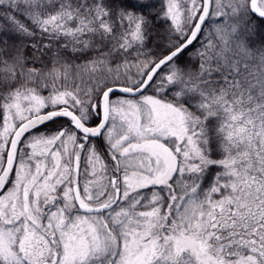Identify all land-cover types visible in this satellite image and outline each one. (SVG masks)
<instances>
[{
	"label": "snow or ice",
	"instance_id": "6c2138e0",
	"mask_svg": "<svg viewBox=\"0 0 264 264\" xmlns=\"http://www.w3.org/2000/svg\"><path fill=\"white\" fill-rule=\"evenodd\" d=\"M0 20L20 39L0 47V264H264V0H0Z\"/></svg>",
	"mask_w": 264,
	"mask_h": 264
},
{
	"label": "trees",
	"instance_id": "16d2710c",
	"mask_svg": "<svg viewBox=\"0 0 264 264\" xmlns=\"http://www.w3.org/2000/svg\"><path fill=\"white\" fill-rule=\"evenodd\" d=\"M76 0H73V3H75ZM159 2L160 0H157V5L159 6ZM21 21L27 23V21H25L24 16H19L18 17ZM0 25H3V27L5 29H8L10 26L7 24L6 21L4 20H0ZM162 31V29H161ZM7 38L8 39V43L11 45L13 43L19 44L20 43V39L15 37L12 33H10L9 31L5 30V31H0V47H3V40ZM160 37L157 35H153L152 36V40L149 42V47H152V43L153 41L159 40ZM201 39H203V37H201ZM26 44H31V43H36L39 42L41 44L43 43H47V40H39V38L37 37V40H31V39H25L23 41ZM166 42V41H165ZM61 44L64 43L63 40L60 41ZM205 43H207V41H205ZM57 47V45H53V49L52 51H49L46 53V55H44L43 57H41V59L45 62V64L47 65V67L44 69L45 71H47L48 68H51L52 63H51V57H52V52L55 51V48ZM201 47L200 41H196L193 46H191L188 50V52L185 53V57L184 60L181 61V67L185 66V61H187V69H190L192 72H197L199 70V65H200V60L198 57L192 55L196 52L197 49H199ZM251 47H253L254 49L256 48H264V45H260L259 42H257L256 44L251 45ZM105 51H107V49H104ZM25 52V56L29 59V63L26 65L27 68H41L42 64L40 62H36V63H31L32 57L34 55V51L31 47H28L27 49L24 50ZM97 53L95 52H89L86 56H80V55H74L73 53H71L70 50H65L61 53V63L64 62V59H67L68 61H70L73 64H79L82 63L83 60L85 59H89L91 58L93 55H96ZM259 53L257 52L256 55H258ZM36 56H39V53H35ZM251 64H255L256 60L253 59L252 61H250ZM218 76H214L213 79H218ZM88 78L87 76L84 77V81L85 83L82 85L84 88H87L89 86L88 82H87ZM78 82V81H77ZM45 95H47V92L44 93ZM83 168V165H82ZM215 171H213V175H215ZM208 185L205 184V187H207Z\"/></svg>",
	"mask_w": 264,
	"mask_h": 264
},
{
	"label": "flooded vegetation",
	"instance_id": "af4514ba",
	"mask_svg": "<svg viewBox=\"0 0 264 264\" xmlns=\"http://www.w3.org/2000/svg\"><path fill=\"white\" fill-rule=\"evenodd\" d=\"M84 179H85V177L82 176V177H81V182H83Z\"/></svg>",
	"mask_w": 264,
	"mask_h": 264
}]
</instances>
